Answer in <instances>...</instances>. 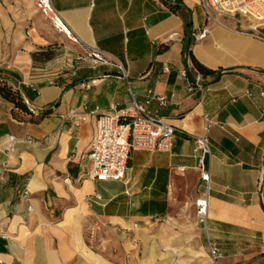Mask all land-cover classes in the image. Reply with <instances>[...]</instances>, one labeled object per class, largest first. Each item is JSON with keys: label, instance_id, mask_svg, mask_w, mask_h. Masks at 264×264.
<instances>
[{"label": "crops", "instance_id": "obj_1", "mask_svg": "<svg viewBox=\"0 0 264 264\" xmlns=\"http://www.w3.org/2000/svg\"><path fill=\"white\" fill-rule=\"evenodd\" d=\"M52 2L77 42L34 0H0V81L32 112L18 120L0 96V264H212L209 240L219 264H264V38L200 0ZM134 100L176 128L174 147L133 151L124 179L97 180L84 156L98 115ZM195 136L212 153L206 223Z\"/></svg>", "mask_w": 264, "mask_h": 264}, {"label": "built area", "instance_id": "obj_2", "mask_svg": "<svg viewBox=\"0 0 264 264\" xmlns=\"http://www.w3.org/2000/svg\"><path fill=\"white\" fill-rule=\"evenodd\" d=\"M200 2L211 18L234 19L245 24L256 36L264 29V0H200ZM34 3L58 33L65 34L72 41H78L54 7L52 0H34ZM210 31L209 25L205 24L195 30L193 35L199 41L206 38ZM85 59L94 64L117 65L122 68V64L111 54L94 47L85 48ZM88 85V82L80 83L82 88ZM156 98L161 105L166 104L164 96ZM146 103H149V100ZM82 119H86V115L82 116ZM175 137L176 128L173 125L165 122L157 114L148 112L143 103L134 100L132 104L117 108L112 113L98 115L97 134L84 158L91 162L92 176L95 179L122 180L126 177L129 158L133 151L170 152L174 147ZM194 139L197 150L200 151L198 168L207 188L206 194L196 200V212L198 219L206 223L208 195L211 190V167L206 158L211 157L212 153L207 136H195ZM14 146L15 138L9 136L8 149L13 150ZM28 193L26 189L25 194ZM208 244L212 264H219V259L223 256L221 250L210 240Z\"/></svg>", "mask_w": 264, "mask_h": 264}, {"label": "trees", "instance_id": "obj_3", "mask_svg": "<svg viewBox=\"0 0 264 264\" xmlns=\"http://www.w3.org/2000/svg\"><path fill=\"white\" fill-rule=\"evenodd\" d=\"M181 4H169V8L177 14H181ZM194 64L199 72L203 75H214L217 71L212 70L204 66L196 58L193 57ZM0 96L9 101L13 106V116L18 120H25L27 116H31L32 112L29 109L28 105L24 101L19 90L14 89L12 85L7 82L0 81Z\"/></svg>", "mask_w": 264, "mask_h": 264}, {"label": "rangeland", "instance_id": "obj_4", "mask_svg": "<svg viewBox=\"0 0 264 264\" xmlns=\"http://www.w3.org/2000/svg\"><path fill=\"white\" fill-rule=\"evenodd\" d=\"M237 18H239V17H237ZM47 22L52 26V24H51V22H50L49 20H47ZM52 27H53V26H52ZM250 33L253 34V32H250ZM258 35H259L260 37L264 38V29H262L261 33L258 34Z\"/></svg>", "mask_w": 264, "mask_h": 264}, {"label": "water", "instance_id": "obj_5", "mask_svg": "<svg viewBox=\"0 0 264 264\" xmlns=\"http://www.w3.org/2000/svg\"><path fill=\"white\" fill-rule=\"evenodd\" d=\"M221 74V73H220Z\"/></svg>", "mask_w": 264, "mask_h": 264}]
</instances>
